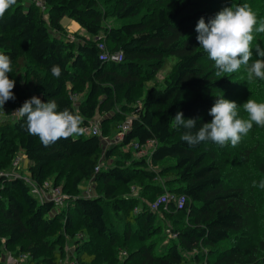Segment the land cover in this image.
<instances>
[{
	"label": "trees",
	"instance_id": "16d2710c",
	"mask_svg": "<svg viewBox=\"0 0 264 264\" xmlns=\"http://www.w3.org/2000/svg\"><path fill=\"white\" fill-rule=\"evenodd\" d=\"M44 1L46 10L16 0L0 17V52L9 55L8 75L15 80V98L3 107H20L35 94L80 115L83 126L121 104L131 112V126L118 144L137 140L147 154L108 162L120 145L105 146L102 135L83 133L44 145L20 114L0 117V264L3 250L14 247L16 256L28 253L25 264H63L68 235L77 248L70 259L80 264H264V187L252 193L228 183L211 151L221 146L188 145L181 139L184 129L173 127L178 110L199 118L197 127L211 120L208 109L231 81L196 40L197 20L214 15L218 0H159L152 10L144 9L149 0ZM235 1L261 11L264 22V0ZM64 17L88 36L70 33ZM256 39L264 44V32ZM105 50L122 51V59L103 57ZM167 55L177 57L173 69L137 102ZM53 65L61 67L60 77L51 75ZM17 154L27 163L22 175L7 172ZM148 159L162 166L171 192L185 197L182 205L168 203L170 235L164 218L147 204L164 192ZM62 161L65 170L53 182L64 176L70 195L57 206L32 193L25 176L40 185ZM257 165L264 178V160ZM137 178L143 180L141 194L133 196ZM88 180L95 184L91 196L82 188Z\"/></svg>",
	"mask_w": 264,
	"mask_h": 264
},
{
	"label": "clouds",
	"instance_id": "9594fccd",
	"mask_svg": "<svg viewBox=\"0 0 264 264\" xmlns=\"http://www.w3.org/2000/svg\"><path fill=\"white\" fill-rule=\"evenodd\" d=\"M15 4L16 0H0V17ZM195 30L200 48L218 72L232 74L243 67L246 81L264 80V47L252 44L254 33L264 32V22L257 24V15L247 4L224 6L207 21L201 16L195 24ZM254 55L256 58L250 60ZM11 72L9 55L0 52V110L3 111L5 102L15 98L12 91L15 80L8 75ZM50 72L53 77H60L62 69L59 65H53ZM238 105H242L246 117L239 114ZM15 111L26 121V130L38 136L44 145L85 131L81 126L80 115L68 108L60 109L55 100L44 101L35 94ZM208 113L211 120L198 127L199 118H186L179 110L173 116V127L184 129L181 139L188 145L211 141L220 146L226 143L235 146L248 134L253 123L264 126V100L246 99L238 104L224 95H216ZM259 183L264 187V180Z\"/></svg>",
	"mask_w": 264,
	"mask_h": 264
},
{
	"label": "rangeland",
	"instance_id": "374dc122",
	"mask_svg": "<svg viewBox=\"0 0 264 264\" xmlns=\"http://www.w3.org/2000/svg\"><path fill=\"white\" fill-rule=\"evenodd\" d=\"M30 0H27V3H29ZM159 0H149L148 4L145 5L144 9L146 10H152L157 4ZM244 3V2H243ZM237 4L242 5V3H237L235 0H218V2L214 5V9L212 12H217L224 6H232L235 7ZM253 12L257 15V22H262V13L261 11H257L256 9H252ZM214 13V14H215ZM65 18L69 17H64ZM111 19V18H109ZM62 20V21H63ZM68 28V27H67ZM69 31V30H68ZM70 32V31H69ZM79 32V31H77ZM71 31L70 33H76L77 35L79 33ZM88 34V33H87ZM81 35V34H80ZM257 33H254V40L252 41L253 46L259 44L261 47H264V44H261L256 39ZM255 55L250 58L255 59ZM177 60V57L175 55H167L164 58V63L162 67L158 70V72L155 74L154 77L149 78L143 89H141L137 95L136 98L138 99L137 102L141 101L143 95L146 93L147 89L153 85V84H161L163 82V79L170 73V71L173 69L174 64ZM230 77V83L225 87L223 95L228 98L235 100L238 104L242 103L246 99H255L257 101L264 100V80L255 79L251 82L246 81V73L243 70V67L241 70H238L235 73L228 74ZM78 88H81V85H77ZM11 107L13 108L12 104ZM238 111L239 114L242 117H246V113L242 109V105H238ZM131 112H129L128 108H124L121 104H118L116 109L113 112H104L99 111L97 112L96 116L94 117L95 120L100 121L102 123V126L105 127L104 134L102 135L104 138H109L111 136L112 130L122 121L124 118H130ZM103 138L104 142L105 139ZM112 145V144H111ZM120 145V144H118ZM110 146V145H109ZM247 148H250V150L247 151ZM121 151V152H120ZM211 151L216 156L217 162L220 166L224 169V178L228 183L232 184H239L245 186V188L255 193L257 190V185L260 186V183H256L255 180H264L263 174L258 171V162L261 160H264V126H258L255 123H253V127L249 130L248 134L242 137L241 141L235 145L232 146L229 143H226L225 145L216 148L211 147ZM145 153V152H144ZM144 153H140L136 150H134L132 147L128 145H120L117 146V150L113 152L112 156L108 158V162H112L115 157H121L123 159H128L132 157H137L141 155H146ZM65 161L59 162L58 164H53L52 168H50L48 172V181L50 183V187H48V191H50L53 186L57 188L59 191L57 192V195L61 194L64 195L63 197H68L70 194L64 188V185L61 181L65 177L62 176L58 178L60 180L59 184H55L53 181L55 180V177L57 179V175L62 172V170H65ZM26 160L24 158H21L18 162H15V160L12 161V165L9 169H7L8 173L19 175L24 174L23 168L26 167ZM147 166L149 168H153L157 172V182L163 186L164 192L158 195L154 200L149 201L147 200V204H149L150 208L154 211H157V213L164 218V222L162 223L166 226V233L167 235L171 234V225H172V218L170 221V218H167L166 213H169L171 209L168 208V204L164 203L162 201V196L167 193L171 192L170 188L168 187L169 184L167 182V178L164 174H162V166L155 164L151 159L147 160ZM259 178H258V177ZM140 182L142 183L143 180L140 178H137L135 180V184H133V196H140L141 189ZM171 184V183H170ZM94 182L91 180L85 181L82 184V188L84 192L86 193H93L94 188ZM57 186V187H56ZM52 193V192H51ZM260 205H264V200L259 201ZM135 210L137 207L135 206ZM170 227V228H169ZM170 229V230H169ZM40 238V236L35 237ZM2 241L5 242V239L2 238ZM66 254L63 257V264H80L76 259H70V256L77 254V248L76 244L74 243V240L71 236H66ZM18 247V246H17ZM16 248V247H14ZM14 248L10 250L5 249L3 250L4 254L2 255V261L3 264H9L8 258L10 255H15ZM10 259V258H9ZM26 261H22L21 264H25Z\"/></svg>",
	"mask_w": 264,
	"mask_h": 264
},
{
	"label": "built area",
	"instance_id": "2783aa9c",
	"mask_svg": "<svg viewBox=\"0 0 264 264\" xmlns=\"http://www.w3.org/2000/svg\"><path fill=\"white\" fill-rule=\"evenodd\" d=\"M37 6H39L42 10L47 9V5L44 0H32ZM103 57L112 59V60H121L122 59V51H116L112 52L110 50H105L102 54ZM18 107H15L13 109H7L4 108L3 110H0V117H16L19 112L15 111ZM131 126L130 118H127L126 120L122 121L116 132L113 133L109 138L105 139V146L111 145V144H118L121 143L124 140L125 133L129 130ZM85 131L84 133H96L99 135L102 134V126L100 121H97L95 119H91L89 123L83 125ZM146 144H149L147 142ZM128 146L136 149L140 153H146V148L143 144L139 143L137 140H133L128 144ZM21 159V156L17 154L14 158L15 162H18ZM100 167V164L97 166V169ZM1 173V172H0ZM30 183H32L31 191L32 193L38 195L41 199L53 201L57 206H63L66 198L63 197L64 195H57V192L59 191L55 186L50 191H48V187H50V183L48 180H45L42 184L37 185L33 183L29 177L25 176ZM57 187V186H56ZM52 192V193H51ZM87 196H91L92 193H86ZM185 200V197L183 195L178 196L177 194L173 192H167L162 196V201L164 203H169L171 201L176 202L179 205H182ZM10 258V259H9ZM8 258L9 264H21L22 261H26L28 258V253H20L18 256L16 255H10Z\"/></svg>",
	"mask_w": 264,
	"mask_h": 264
},
{
	"label": "crops",
	"instance_id": "0c3cea01",
	"mask_svg": "<svg viewBox=\"0 0 264 264\" xmlns=\"http://www.w3.org/2000/svg\"><path fill=\"white\" fill-rule=\"evenodd\" d=\"M63 20V19H62ZM63 25L71 32H77L79 34H82V35H87L88 34L86 33L85 29L75 20L73 19H70V18H65L63 21H62Z\"/></svg>",
	"mask_w": 264,
	"mask_h": 264
}]
</instances>
